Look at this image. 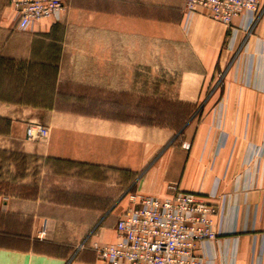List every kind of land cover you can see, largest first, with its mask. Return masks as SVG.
<instances>
[{
    "label": "crops",
    "instance_id": "obj_1",
    "mask_svg": "<svg viewBox=\"0 0 264 264\" xmlns=\"http://www.w3.org/2000/svg\"><path fill=\"white\" fill-rule=\"evenodd\" d=\"M64 5L20 32L0 0V264H102L91 244L115 241L130 196L170 187L217 206L216 264H264V13L231 33L182 0ZM144 40L186 55L166 84L189 109L176 126L143 119Z\"/></svg>",
    "mask_w": 264,
    "mask_h": 264
},
{
    "label": "built area",
    "instance_id": "obj_2",
    "mask_svg": "<svg viewBox=\"0 0 264 264\" xmlns=\"http://www.w3.org/2000/svg\"><path fill=\"white\" fill-rule=\"evenodd\" d=\"M10 6L20 32L30 30L39 20L60 19L65 9L64 0H10ZM259 10L258 0H185L183 4L186 16H205L231 33L236 32V18L242 20L239 30L253 28ZM47 134L48 128L41 124L30 123L25 128L28 140ZM170 190L164 198L130 196L131 207L115 222V241L91 244L102 264H216L207 246L218 236L217 206L198 194L175 187Z\"/></svg>",
    "mask_w": 264,
    "mask_h": 264
},
{
    "label": "rangeland",
    "instance_id": "obj_3",
    "mask_svg": "<svg viewBox=\"0 0 264 264\" xmlns=\"http://www.w3.org/2000/svg\"><path fill=\"white\" fill-rule=\"evenodd\" d=\"M184 1L185 0H182L183 4ZM259 4L260 10L257 20L264 13V0H259ZM168 14L170 13L168 12ZM161 32L162 31L157 33V35L162 34ZM143 47V66L155 68V73L149 74L148 71H144V84H146L148 89H144L143 92V119L144 121L151 120L153 125L176 126L179 120H181L179 118L183 116V113H186V109H189L188 107L171 101L170 98L172 97L173 91H171L170 87L167 88L166 84H168L167 81L169 85L170 83L176 82L177 75L173 69L182 67V65L187 63L186 55L183 57L181 53L178 52L179 50L176 46L166 41L158 40L155 42L154 40H144ZM181 57H183V59ZM166 69L170 70L171 73H167ZM222 79V73H218L214 77L212 87L207 91V97H214L216 86H218L217 91L220 93ZM154 85L157 90H154ZM132 115L134 114L132 113Z\"/></svg>",
    "mask_w": 264,
    "mask_h": 264
}]
</instances>
